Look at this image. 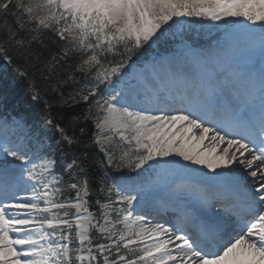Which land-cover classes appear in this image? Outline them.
Here are the masks:
<instances>
[{
  "label": "snow or ice",
  "instance_id": "1",
  "mask_svg": "<svg viewBox=\"0 0 264 264\" xmlns=\"http://www.w3.org/2000/svg\"><path fill=\"white\" fill-rule=\"evenodd\" d=\"M0 19V59L84 105L62 126L46 103L38 130L0 104V264H264V0H0ZM192 25L214 46L146 56Z\"/></svg>",
  "mask_w": 264,
  "mask_h": 264
},
{
  "label": "trees",
  "instance_id": "2",
  "mask_svg": "<svg viewBox=\"0 0 264 264\" xmlns=\"http://www.w3.org/2000/svg\"><path fill=\"white\" fill-rule=\"evenodd\" d=\"M3 24H4L3 19H0V26H2ZM188 34L190 33L188 32V29H186L184 33L182 34V36H185ZM177 36H181V35L178 34ZM164 45H161L158 48L162 49ZM47 55H48L47 51H44V55L40 57V59L41 60L44 59L45 57H47ZM36 64H37V61L34 59L29 60L28 63L17 60L15 63L8 64V66L11 67V69L16 71V69L19 67L20 72L24 73V75L21 76L16 71L17 79L20 80V83L18 85L21 87V89H23L25 92L30 91V93H32L35 88V90H38L40 94V100L39 101L33 100L31 102V105H30L31 111L29 108H27L26 111L28 113V116H25V117L29 118L30 120H34L38 122L39 124L40 123L39 116H42L45 114V105L47 103V105H49V107L47 108L48 114L51 115V117L54 119L55 122H59L61 123L62 126H66L68 123V118L70 116H73L79 113L81 111V108L84 107V105L72 106V107L64 105L61 102V97L59 96V94H57L56 92L52 90V85L55 84V80L53 79L51 83L45 80L43 78V75L39 71H37L36 67L33 66ZM10 76L14 77L11 71L9 72L8 77L10 78ZM9 80L12 82L13 85L7 82L4 75L0 74V91H1L0 97L5 99V100H2L0 98V101H3V103L5 104L8 102L11 104L12 107H16L19 104L17 96L14 92V88L17 84L14 82V79H9ZM15 90L17 91L18 87L15 88ZM64 91H67V90H64ZM26 98L28 100L27 99L25 100L29 101L30 97H26ZM32 123H33V126L37 128V124L35 122H32ZM80 128L85 129V133L83 135H81L80 133ZM73 130L75 132L76 138L80 141V143L74 146L70 151H76L77 148L84 147L85 143L88 140L90 132L92 131V128H91L90 123L86 124L83 121H80L78 125L74 124L71 128H69L70 135L73 133ZM46 135L50 136L49 130L46 131ZM53 137H54L53 143L59 140V136L53 135ZM93 155H97V154L93 153Z\"/></svg>",
  "mask_w": 264,
  "mask_h": 264
},
{
  "label": "rangeland",
  "instance_id": "3",
  "mask_svg": "<svg viewBox=\"0 0 264 264\" xmlns=\"http://www.w3.org/2000/svg\"><path fill=\"white\" fill-rule=\"evenodd\" d=\"M195 28H198V29H200L199 28V26L197 25H195ZM201 30V29H200ZM202 32H204V33H206V35L204 34V36H201V39L204 41V40H208L209 39V36L211 35V34H217V29H212L211 31H208L207 29H203L202 30ZM210 40H211V38H210ZM176 47L175 48H177L178 46H180L181 47V43H178V44H176L175 45ZM179 48V47H178ZM177 48V49H178ZM209 49V48H208ZM205 50V49H204Z\"/></svg>",
  "mask_w": 264,
  "mask_h": 264
}]
</instances>
